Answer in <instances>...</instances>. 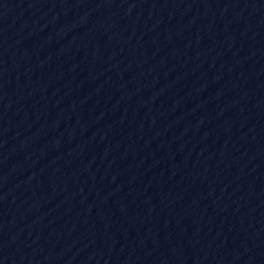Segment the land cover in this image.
<instances>
[{"label":"water","instance_id":"95a60500","mask_svg":"<svg viewBox=\"0 0 264 264\" xmlns=\"http://www.w3.org/2000/svg\"><path fill=\"white\" fill-rule=\"evenodd\" d=\"M0 264H264V0H0Z\"/></svg>","mask_w":264,"mask_h":264}]
</instances>
